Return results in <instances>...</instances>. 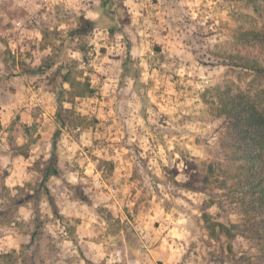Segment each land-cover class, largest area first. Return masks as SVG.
Returning a JSON list of instances; mask_svg holds the SVG:
<instances>
[{
	"label": "rangeland",
	"instance_id": "1",
	"mask_svg": "<svg viewBox=\"0 0 264 264\" xmlns=\"http://www.w3.org/2000/svg\"><path fill=\"white\" fill-rule=\"evenodd\" d=\"M103 1L17 3L3 28L39 16L19 61L54 94L51 141L58 142L54 160L53 146L48 156L37 138L16 147L24 155L37 149L21 186H3L9 172L0 170V239L8 236L0 240V264H259L225 104L229 94L259 99L252 73L231 57L250 48L243 35L263 18L251 0ZM0 53L15 63L9 41ZM53 61L47 73H35ZM113 115L121 132L133 133L118 141L131 163L120 172L109 159ZM68 135L103 170L102 189L59 157ZM8 145L15 148L12 136ZM51 162L62 168L46 182L52 204L43 193Z\"/></svg>",
	"mask_w": 264,
	"mask_h": 264
},
{
	"label": "crops",
	"instance_id": "2",
	"mask_svg": "<svg viewBox=\"0 0 264 264\" xmlns=\"http://www.w3.org/2000/svg\"><path fill=\"white\" fill-rule=\"evenodd\" d=\"M36 2L38 0H5L4 11L2 12L4 19L0 25L1 46H6L7 41H9V46L14 43L20 46L22 51L31 49L33 44L32 31L22 35L14 33L12 29L4 30L3 28L8 23V16L13 15V9H16L17 3L23 7L33 8L39 6ZM10 10L13 12L11 13ZM36 34L38 36L37 31ZM1 37L6 38V40H2ZM28 38L31 40H28ZM26 56L28 55H25L22 60L30 63L32 58H26ZM10 72L14 75L11 77L5 76ZM38 99L42 100L43 107L38 106ZM54 107V94L48 89V86L36 84L35 79L25 72L23 63L20 64L18 59L15 60V63H12V61L8 62L0 53V170L4 171L6 169L9 172L2 180L3 186L7 188L21 186L26 179L29 180V168L32 165L31 161L37 157V149H30L24 155L19 152L18 148L16 149V147H20L21 143L30 139L35 141L37 138V145L43 142L47 146L48 156L51 155L52 131L55 129V127L53 129L55 118L52 116L54 115ZM113 116L115 121L113 125V145H111L113 146V151L109 159L112 160L116 171L120 172L129 167L131 163L129 160L126 161L124 159L126 156L122 157L128 151L126 144L120 148L118 141L120 139L131 140L133 133L121 132L116 123L118 117L116 115ZM13 124H16V127H13ZM10 136L15 141V148L8 145ZM80 138L83 140L82 137ZM62 139L65 140H62L61 155L59 157L63 156L64 159L69 161L71 166L79 168V171L82 170L86 175L102 176L103 170L97 168V162L93 160V156L90 157L85 151L86 145L84 142L80 140L79 143L70 135L64 136ZM32 146L35 145L33 144ZM61 169L59 165L58 170L60 171ZM72 179H76V177H72ZM76 180L77 183L81 182L79 178ZM63 186H66V183ZM49 189H51L50 186ZM22 217L24 218V216ZM7 238L8 236H4L0 240L6 244L5 240Z\"/></svg>",
	"mask_w": 264,
	"mask_h": 264
},
{
	"label": "trees",
	"instance_id": "3",
	"mask_svg": "<svg viewBox=\"0 0 264 264\" xmlns=\"http://www.w3.org/2000/svg\"><path fill=\"white\" fill-rule=\"evenodd\" d=\"M254 11L264 20V0H251ZM104 6L110 0L103 1ZM245 43L250 45L246 52L231 57L240 67L253 75L251 86L257 90L258 101L264 99V24L259 29L249 31L243 35ZM255 47V48H254ZM253 48V49H252ZM56 61L40 65L35 68V73L45 74L54 67ZM257 84L255 85V83ZM257 89V87H259ZM259 90V91H258ZM225 107L227 116L234 120L236 131V145L239 147V158L242 163V179L238 183V192L242 195L241 204L246 215L250 216L252 237L258 241L259 264H264V102H256L249 96L227 95ZM59 132L55 134L57 138ZM58 140L52 143V160L55 156ZM59 170L54 164L48 166L43 178V193L51 204L53 196L46 186L51 176H58ZM58 212H56L57 214ZM224 229V226H220ZM212 235L215 228L210 229ZM35 235V234H34ZM33 235V237H34ZM231 247V246H230Z\"/></svg>",
	"mask_w": 264,
	"mask_h": 264
},
{
	"label": "built area",
	"instance_id": "4",
	"mask_svg": "<svg viewBox=\"0 0 264 264\" xmlns=\"http://www.w3.org/2000/svg\"><path fill=\"white\" fill-rule=\"evenodd\" d=\"M38 22H39L38 14H27L24 17L15 20L13 32L16 34H18V32L25 33L30 26L37 24ZM9 49L12 57L19 60L20 52H21L19 46L13 43L9 46ZM38 104H39L38 106L43 107L42 100L38 99ZM93 183L96 189H102L105 185L102 176H95L93 178Z\"/></svg>",
	"mask_w": 264,
	"mask_h": 264
}]
</instances>
